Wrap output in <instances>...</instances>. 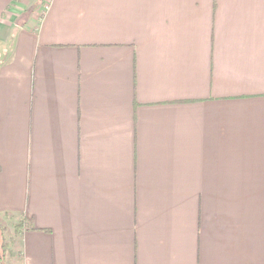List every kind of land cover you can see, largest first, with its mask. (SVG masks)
Here are the masks:
<instances>
[{"label":"crops","instance_id":"0c3cea01","mask_svg":"<svg viewBox=\"0 0 264 264\" xmlns=\"http://www.w3.org/2000/svg\"><path fill=\"white\" fill-rule=\"evenodd\" d=\"M46 2L0 0L22 264H264V0Z\"/></svg>","mask_w":264,"mask_h":264},{"label":"rangeland","instance_id":"374dc122","mask_svg":"<svg viewBox=\"0 0 264 264\" xmlns=\"http://www.w3.org/2000/svg\"><path fill=\"white\" fill-rule=\"evenodd\" d=\"M0 226H3V236L5 237L6 240L10 239V237H14L15 242L13 244H10L11 249L14 250L16 253L14 256H10L0 248V263L1 264H22V259H21V252L20 249L18 248V243L16 240V233L14 232L13 225L10 223V221H4L0 224Z\"/></svg>","mask_w":264,"mask_h":264},{"label":"trees","instance_id":"16d2710c","mask_svg":"<svg viewBox=\"0 0 264 264\" xmlns=\"http://www.w3.org/2000/svg\"><path fill=\"white\" fill-rule=\"evenodd\" d=\"M12 225L14 232L16 234L21 233L22 229L26 226L25 218L23 217V215H20L17 221H15ZM2 233H3V226H0V248L5 252H7V254H9L10 256H14L16 253L10 247V244H13L15 242L14 237H10V239L6 240Z\"/></svg>","mask_w":264,"mask_h":264},{"label":"built area","instance_id":"2783aa9c","mask_svg":"<svg viewBox=\"0 0 264 264\" xmlns=\"http://www.w3.org/2000/svg\"><path fill=\"white\" fill-rule=\"evenodd\" d=\"M47 2H48V0H47ZM47 2H46L45 5H44L45 8L48 6V3H47Z\"/></svg>","mask_w":264,"mask_h":264}]
</instances>
